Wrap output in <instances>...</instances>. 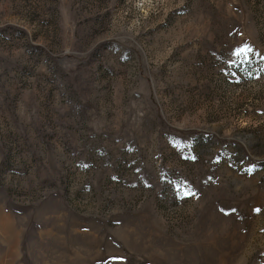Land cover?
<instances>
[{
    "label": "rangeland",
    "instance_id": "rangeland-1",
    "mask_svg": "<svg viewBox=\"0 0 264 264\" xmlns=\"http://www.w3.org/2000/svg\"><path fill=\"white\" fill-rule=\"evenodd\" d=\"M0 264H264V0H0Z\"/></svg>",
    "mask_w": 264,
    "mask_h": 264
}]
</instances>
